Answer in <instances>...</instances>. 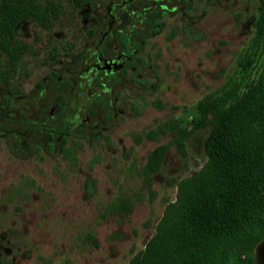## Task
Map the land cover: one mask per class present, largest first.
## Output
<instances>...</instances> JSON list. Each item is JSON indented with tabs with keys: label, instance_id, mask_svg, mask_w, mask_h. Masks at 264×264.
Wrapping results in <instances>:
<instances>
[{
	"label": "rangeland",
	"instance_id": "rangeland-1",
	"mask_svg": "<svg viewBox=\"0 0 264 264\" xmlns=\"http://www.w3.org/2000/svg\"><path fill=\"white\" fill-rule=\"evenodd\" d=\"M35 2L45 13L17 24L9 42L15 57L0 55V115L7 117L25 110L42 79L93 48L103 25L104 0ZM261 3L195 0L186 12L166 15L136 54L139 66L129 74L136 83L113 86L107 120L89 114L84 97L67 99L63 150L0 137V264H128L142 251L176 201L177 184L206 162L207 128L193 123L206 99L229 84L242 87L264 66L254 26ZM48 91L46 112L60 98ZM170 123L186 135L181 153L170 132L147 137ZM6 127L0 121V131ZM34 138L28 142H41ZM247 245L231 264H264V237Z\"/></svg>",
	"mask_w": 264,
	"mask_h": 264
},
{
	"label": "trees",
	"instance_id": "trees-1",
	"mask_svg": "<svg viewBox=\"0 0 264 264\" xmlns=\"http://www.w3.org/2000/svg\"><path fill=\"white\" fill-rule=\"evenodd\" d=\"M44 13L35 0H1L0 55L15 57L9 51L15 27L26 18L39 20ZM254 26L257 41L264 45V0ZM91 50L87 49L86 56ZM81 58L82 55L75 57L73 65L79 64ZM254 74L256 78L247 77L242 87L232 83L206 99L199 121H193L197 123L195 129L207 128L206 162L198 172L177 184L176 201L165 206L153 236L128 264H231L239 250L250 247L247 243L264 237V66ZM56 76L51 74L50 78ZM114 84L109 83L112 89ZM48 88L60 97L52 103V115L41 106L43 100L54 96ZM86 91L74 90L72 94L69 83L36 84L25 98L29 104L24 111L11 110L9 117L0 115V121L7 126L6 131H0V137L5 139L8 133L27 147L32 143L50 152L59 144L63 150L62 123L68 98L84 97L90 102L86 110L92 116L100 111L101 118L107 120L112 114L104 95L89 97ZM93 106L99 110L92 111ZM167 132L172 136L170 145L181 153L186 135L173 123L159 126L147 137L156 139ZM32 136L34 140L41 137V142H28ZM158 153L152 152L149 164Z\"/></svg>",
	"mask_w": 264,
	"mask_h": 264
},
{
	"label": "flooded vegetation",
	"instance_id": "flooded-vegetation-1",
	"mask_svg": "<svg viewBox=\"0 0 264 264\" xmlns=\"http://www.w3.org/2000/svg\"><path fill=\"white\" fill-rule=\"evenodd\" d=\"M194 1L104 0L103 25L91 52L86 56L85 50L79 64H72L56 74V78L48 76L39 83H69L72 94L86 88L89 97L95 94L90 93L92 88H100L95 95H104L113 111L117 97L109 83H136L129 74L139 66L136 54L143 49L148 36L166 15L186 12ZM94 34L91 31L89 37ZM52 111L54 107L50 108V115Z\"/></svg>",
	"mask_w": 264,
	"mask_h": 264
}]
</instances>
